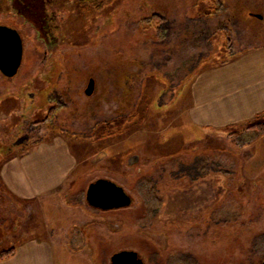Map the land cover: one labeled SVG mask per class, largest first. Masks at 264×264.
Instances as JSON below:
<instances>
[{
    "label": "rangeland",
    "instance_id": "374dc122",
    "mask_svg": "<svg viewBox=\"0 0 264 264\" xmlns=\"http://www.w3.org/2000/svg\"><path fill=\"white\" fill-rule=\"evenodd\" d=\"M217 1L117 0L94 12L70 0H0V25L24 43L15 80L0 75V100L23 93L0 106V252L12 235L31 237L42 211L56 225L70 215L69 241L52 245L56 264H111L121 252L143 264H264V135L231 137L188 113L189 87L219 66L213 60L264 46V0ZM129 116L123 134L101 138L103 123ZM49 157L52 165L41 161ZM61 161L68 179L52 194L24 202L10 191L11 177L50 179ZM100 179L122 187L131 206L91 207L87 191Z\"/></svg>",
    "mask_w": 264,
    "mask_h": 264
},
{
    "label": "crops",
    "instance_id": "0c3cea01",
    "mask_svg": "<svg viewBox=\"0 0 264 264\" xmlns=\"http://www.w3.org/2000/svg\"><path fill=\"white\" fill-rule=\"evenodd\" d=\"M189 92L187 100H191L192 107L188 109V113H191L196 124L203 127L223 129L228 125L232 126V124L244 121L246 123L263 114L264 46L237 53L236 58L223 66L210 67L209 71L201 74L192 82ZM41 161L52 165L54 160L49 157L42 158ZM32 162L33 160L24 159L19 165L25 164L24 167H30L28 170L33 172ZM67 164V161L58 163L63 170L51 175L50 179L48 175L43 179L38 174L11 177L12 181L8 179L7 182L8 187L21 201L35 202L48 193L52 194L56 188L66 182L68 174L64 169L67 168ZM36 212L39 214L40 219H38L41 225L36 226L34 221L33 235L29 238H21L22 242L16 243L15 241L19 238L12 235V238H17L12 239L14 245L11 246L8 241L2 246H7L3 251L10 247L14 248V254L0 261V264H56L52 245L56 241L58 244L65 245L69 241L72 224H67L62 220H67L70 215L63 213L60 217L61 223L56 225V221H51V219L48 221L42 211L40 213L34 211L33 218ZM57 231L63 232L60 238L56 235ZM62 235L66 240L63 241Z\"/></svg>",
    "mask_w": 264,
    "mask_h": 264
},
{
    "label": "water",
    "instance_id": "95a60500",
    "mask_svg": "<svg viewBox=\"0 0 264 264\" xmlns=\"http://www.w3.org/2000/svg\"><path fill=\"white\" fill-rule=\"evenodd\" d=\"M23 60L24 43L19 31L8 26H0V73L8 79L15 78L19 74ZM94 90L95 82L92 80L86 95L91 97ZM30 97L33 98L32 95ZM137 161L136 158L134 162ZM86 199L91 207L102 211L124 209L132 204V199L126 191L108 180H99L91 184ZM130 254V252H121L114 255L112 264H122Z\"/></svg>",
    "mask_w": 264,
    "mask_h": 264
},
{
    "label": "trees",
    "instance_id": "16d2710c",
    "mask_svg": "<svg viewBox=\"0 0 264 264\" xmlns=\"http://www.w3.org/2000/svg\"><path fill=\"white\" fill-rule=\"evenodd\" d=\"M70 1H75L77 2L81 8L85 11H94V12H100V11H103L107 8H111L113 7L117 0H70ZM212 1H215L214 4L217 5V7L219 6L220 7V4L217 0H212ZM218 11L220 10L219 8H217ZM154 22H157L161 28H159V31L162 32V37L165 38L164 36V27H165V24H164V18L162 16H159V15H155L153 18H152V23ZM1 26V25H0ZM2 26H6L5 25H2ZM10 27V26H8ZM223 33H225V43L224 45L227 46L226 50H230L232 49V41H231V37H230V34L229 32L227 31H223ZM55 40V41H54ZM216 40V39H215ZM54 41V42H53ZM56 42H57V38L56 37H50V45L52 48H50V52H51V55H54L56 53V49H58L59 47L56 46ZM48 48V46H47ZM231 58L230 59H226L225 61L223 62H218L217 59L213 60V62H217L219 66H223L229 62H231L234 58H236V54L231 51ZM208 66H212L211 64V61L208 63ZM1 77H3V79L7 82H11L13 80H15V78L13 79H8L6 77H4L1 73H0ZM128 76H126V80H127ZM125 80V81H126ZM126 82L123 83V87L126 88V90L128 89L126 87ZM129 91V90H127ZM18 95V96H17ZM17 95H9L3 99L0 100V106H4L5 104L9 103V102H14L16 105L20 104L21 103V100H22V96H23V93L20 92L18 93ZM26 110H30V109H26ZM30 112V111H29ZM29 112H26L29 113ZM13 114V112L11 113ZM40 115V114H38ZM16 121H21V117H18L16 115H12ZM47 118H45L44 121H40V122H37L36 125H40V124H44V123H47V121L50 119L51 115L50 113H48L46 115ZM135 117H123V118H118V119H115V120H112L111 122H105L103 123V127L105 129V134H103L101 136L102 139H105V138H110V137H114V136H117V135H121L125 132L126 128L128 127V125L132 124V122L135 120L134 119ZM220 132H222L223 134H226V135H229L231 137H240L242 134L244 133H249V132H257L261 135H264V113L259 115V116H256L254 119L242 124V125H237V126H227L223 129L220 130ZM18 144V141L15 143L14 146H16ZM1 154H4V150L2 148H0V155ZM1 188L3 190H5L2 186ZM14 251L15 249L12 248L10 250H7V251H3L0 253V261L2 260H5V259H8L10 258L13 254H14Z\"/></svg>",
    "mask_w": 264,
    "mask_h": 264
},
{
    "label": "flooded vegetation",
    "instance_id": "af4514ba",
    "mask_svg": "<svg viewBox=\"0 0 264 264\" xmlns=\"http://www.w3.org/2000/svg\"><path fill=\"white\" fill-rule=\"evenodd\" d=\"M92 81V80H91ZM95 82V80H93ZM96 85V82H95ZM92 97V96H91ZM40 122V121H39ZM19 143V142H18ZM136 158L138 159L137 162H134V160H136ZM140 162V156H132L131 159L129 160V165L130 167L136 166V164H138ZM132 163V165L130 164ZM100 180H106V179H100ZM99 181V180H98ZM109 181V180H108ZM97 182V181H96ZM95 182V183H96ZM112 182V181H111ZM120 187V186H119ZM128 195V194H127ZM119 210V209H118ZM131 254L124 259V261L122 262V264H140V262H142V260L140 259V257L134 253V252H130ZM111 264H112V260H111Z\"/></svg>",
    "mask_w": 264,
    "mask_h": 264
}]
</instances>
